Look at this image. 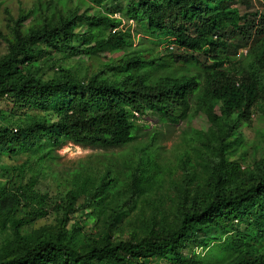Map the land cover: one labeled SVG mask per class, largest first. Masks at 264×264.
Masks as SVG:
<instances>
[{"label": "trees", "instance_id": "1", "mask_svg": "<svg viewBox=\"0 0 264 264\" xmlns=\"http://www.w3.org/2000/svg\"><path fill=\"white\" fill-rule=\"evenodd\" d=\"M114 1L82 0L83 13L80 7L53 9L38 21L33 17L36 22L25 31L19 20L6 41L0 103L8 101L10 117L0 126V156L27 161L0 175V264H150L155 258L168 264H264V159L250 171L228 163L225 138L218 140L216 159H204V171L190 174L168 209L154 208L143 217L131 239L115 241L111 233L137 203L163 187L159 155L151 145L123 180L109 173L76 174L74 188L55 205L63 215L58 224L25 230L44 209L43 199L27 200L26 194L45 178L39 169L62 146L125 147L136 140L135 118L178 126L192 104L218 126L235 116L238 124L229 129L242 139V126L264 100V9L255 7L257 0H128L123 10L103 7ZM92 9L97 14L87 15ZM136 36L138 45L166 44L185 71L159 75L164 67L140 51L108 58L132 49ZM249 46L259 50L258 69L233 68L239 50ZM51 52L104 62L97 75L76 77L60 68L43 80L31 68ZM26 109L50 116H19ZM192 160L191 169L197 162ZM26 174L30 182L23 185ZM119 201L121 209L103 219L97 238L71 228L77 212L100 216Z\"/></svg>", "mask_w": 264, "mask_h": 264}, {"label": "rangeland", "instance_id": "2", "mask_svg": "<svg viewBox=\"0 0 264 264\" xmlns=\"http://www.w3.org/2000/svg\"><path fill=\"white\" fill-rule=\"evenodd\" d=\"M127 1L106 2L103 7L109 12L123 10ZM262 3L263 0H257L254 5L258 10H262L264 9ZM84 4L82 0H0V56L6 53V41L12 39L13 28L17 21L20 20V28L25 31L48 11L68 6L69 8L80 7L79 13H83L87 7ZM97 11L98 9L89 10L87 15H96ZM240 11L243 12V8H240ZM28 15L30 17L25 18ZM33 17H36V21ZM118 17L119 14L114 15V18ZM127 25H124L126 29L128 28ZM129 25L131 26L132 22ZM80 30L79 27L76 32L79 33ZM138 39L141 37H135L132 49H126L123 53L110 54L108 58L121 59L131 52L140 51L149 56V59L155 60L156 65L164 67L159 75L173 72L176 69L185 71V67L175 62V56L169 55L166 44L155 46L144 40L142 45H138ZM172 53L177 55L182 52L174 50ZM258 54L259 50L253 46L242 48L239 50L232 67L246 71H250L252 66L258 69V65L254 63V58ZM103 62L102 59L69 56L67 52H51L49 55L41 57L38 63L33 65L31 71L43 80L54 77L60 68L67 69L76 77H90L99 73ZM190 70L195 72L196 68L191 67ZM46 115L50 116V113L36 109H26L19 114L21 117L32 118ZM9 117L10 108L8 101L5 100L0 103V126L7 125L5 121ZM135 119L139 130L136 134V140L130 145L102 149L68 143L57 150L54 160L47 162L42 172L37 168L42 173L41 176H45V178L40 179L39 183L26 194V199L30 198L36 201L43 199L44 209L41 216L29 224L25 230L31 232L43 227H54L58 224L63 215L56 212L55 205L58 200H61L74 188L73 180L76 174L87 171L90 176L103 177L109 173L112 178L123 180L145 157V151L150 145L151 149L159 155L158 164L161 167L160 180L163 182V187L147 202L137 203L136 208L129 211L123 222L112 230V238L115 241L131 239L138 235L142 218L148 219L151 215L150 211L154 208L168 209L174 194L187 187L185 180L190 174L193 173L197 177L204 171L205 162L203 165L200 163L204 159H216L214 151L215 148H218L219 139L225 138L228 144L225 160L230 164H240L242 169L250 171L255 168L256 163L264 159L263 99L258 102L249 122L242 126L240 130L242 139H238V135L229 129L232 124H238L235 116L229 122H222L218 126L209 120L205 109L197 108L194 104H192L188 116L178 126L168 125L164 122L152 123L141 117ZM148 125L150 128L147 129ZM192 159L197 161L191 165L193 169L189 168L190 165L188 164L189 160L193 161ZM25 161H27L25 156H0V175L5 169L13 170L22 167L26 163ZM37 169L35 170L36 173ZM29 182L30 174H26L22 183L28 185ZM121 205L122 203L119 201L108 206L106 215L103 213L100 216L92 215L89 211L77 212L72 216L69 224L71 228H76L82 235L97 238L104 232L103 219L109 214L114 215L119 212ZM143 213L145 214L143 215ZM190 251L191 246L184 251V255L189 257ZM150 264L168 263L162 258H155L151 260Z\"/></svg>", "mask_w": 264, "mask_h": 264}, {"label": "built area", "instance_id": "3", "mask_svg": "<svg viewBox=\"0 0 264 264\" xmlns=\"http://www.w3.org/2000/svg\"><path fill=\"white\" fill-rule=\"evenodd\" d=\"M173 47H170V49H172Z\"/></svg>", "mask_w": 264, "mask_h": 264}]
</instances>
